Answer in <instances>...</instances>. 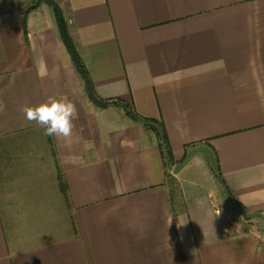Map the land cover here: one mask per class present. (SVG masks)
Returning <instances> with one entry per match:
<instances>
[{
    "label": "crops",
    "instance_id": "crops-1",
    "mask_svg": "<svg viewBox=\"0 0 264 264\" xmlns=\"http://www.w3.org/2000/svg\"><path fill=\"white\" fill-rule=\"evenodd\" d=\"M54 2L96 96L153 121L173 165L153 131L89 100L49 6L24 27L28 6L0 0V264H264L217 205L264 220V0ZM50 96L77 108L67 140L21 110ZM200 148L215 192L186 173L208 166Z\"/></svg>",
    "mask_w": 264,
    "mask_h": 264
},
{
    "label": "trees",
    "instance_id": "trees-1",
    "mask_svg": "<svg viewBox=\"0 0 264 264\" xmlns=\"http://www.w3.org/2000/svg\"><path fill=\"white\" fill-rule=\"evenodd\" d=\"M44 3L47 6H49L53 11L60 39L63 42V44H64V46H65V48H66V50L70 56L71 62L74 66V69L76 70L77 74L80 76L81 80L83 81V84L85 86V90H86V93H87L89 100L99 109H107L109 107L119 108L124 112V114L128 118H130L131 120H133L135 122H141L144 125V127L153 131L155 133L156 138H157V142H158V146H159L160 150L162 152H164V154H165V158H164L165 164L166 165L168 164L169 166L173 165L172 159L168 155L169 151L167 150L168 146L166 145V143H167L166 137L162 132H159L158 129L152 125L153 121L139 118L136 114H134L131 111V109L128 105H126L125 103H123L120 100H101L96 96V94L93 90L92 83H91V80L89 78L88 72H87L86 68L84 67V64L82 63V60L79 56V53L77 51V47L74 43V40L72 39V37L69 34V31H68V28L66 25V21H65V18L63 16L61 8L53 0H44ZM36 8H37V6L29 8L23 14L22 20H23L24 27L26 25V19H27L28 13L30 11L36 9ZM215 176H216V179H218L219 183H221L219 171L215 172ZM171 183H172V181H171ZM224 190L228 194V190L225 187H224ZM173 193H174L173 190H171V195H173Z\"/></svg>",
    "mask_w": 264,
    "mask_h": 264
},
{
    "label": "rangeland",
    "instance_id": "rangeland-1",
    "mask_svg": "<svg viewBox=\"0 0 264 264\" xmlns=\"http://www.w3.org/2000/svg\"><path fill=\"white\" fill-rule=\"evenodd\" d=\"M25 5L29 8L36 7L41 3H44V0H22ZM54 1V0H53ZM160 132V131H159ZM199 152L200 157L204 156L205 160L208 163L207 167H198L195 166L187 170V175L190 180H194V184L196 187H199L201 190L215 192L219 190V181L215 176V162L213 158V154L209 152L206 148H200L197 150ZM175 170V169H174ZM173 170V174H174ZM176 171V170H175ZM172 169L168 167V178H173L171 175ZM174 179V178H173ZM223 194L219 197V203H217L218 208L221 213L227 218V222L231 226H237V230L240 232L247 231L251 232L256 238L262 242H264V220L258 217H250L246 218L242 215L240 209L233 204H230L228 200L225 199ZM224 201H223V199Z\"/></svg>",
    "mask_w": 264,
    "mask_h": 264
},
{
    "label": "clouds",
    "instance_id": "clouds-1",
    "mask_svg": "<svg viewBox=\"0 0 264 264\" xmlns=\"http://www.w3.org/2000/svg\"><path fill=\"white\" fill-rule=\"evenodd\" d=\"M22 112L28 121H35L44 129V135L63 137L66 140L73 135L74 120L78 116L77 108L70 100L55 96L48 97L36 106L22 107ZM74 162L77 158L70 157Z\"/></svg>",
    "mask_w": 264,
    "mask_h": 264
},
{
    "label": "built area",
    "instance_id": "built-area-1",
    "mask_svg": "<svg viewBox=\"0 0 264 264\" xmlns=\"http://www.w3.org/2000/svg\"><path fill=\"white\" fill-rule=\"evenodd\" d=\"M69 24V23H66V25Z\"/></svg>",
    "mask_w": 264,
    "mask_h": 264
}]
</instances>
